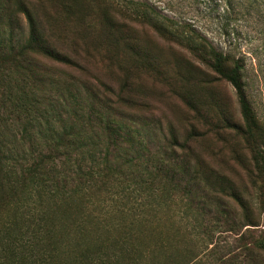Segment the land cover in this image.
Here are the masks:
<instances>
[{"label":"trees","instance_id":"trees-1","mask_svg":"<svg viewBox=\"0 0 264 264\" xmlns=\"http://www.w3.org/2000/svg\"><path fill=\"white\" fill-rule=\"evenodd\" d=\"M135 6L148 18V6ZM48 13L32 0H0V264H203L200 252L211 246L212 256L225 233L232 245L212 264H264L262 188L259 201L246 197L188 144L192 134L164 132L145 113L142 68L105 54L97 63L106 72L122 68L112 87L70 37L79 28ZM103 14L88 23L92 34L104 25L106 49L120 47L124 31ZM166 26L153 25L171 34ZM183 32L234 88L240 120L222 116L217 128L236 134L235 159L263 181L264 125L245 94L243 61Z\"/></svg>","mask_w":264,"mask_h":264},{"label":"rangeland","instance_id":"rangeland-1","mask_svg":"<svg viewBox=\"0 0 264 264\" xmlns=\"http://www.w3.org/2000/svg\"><path fill=\"white\" fill-rule=\"evenodd\" d=\"M32 1L41 4L60 26L66 25L62 18H67L71 28H79L76 32L69 28L70 37L78 39L80 52L89 51L93 57L89 68L112 87H120L122 68L118 70L113 66L106 72L104 65H98L97 60L100 61L105 54L131 57L132 62L143 70L137 81L145 88V113L153 116L164 132L173 129L181 141L192 134L188 144L205 163L233 181L246 197L259 201L260 189L264 192V180L254 179L244 167L245 158L235 159V152L240 156L243 153L236 134L226 128H217L222 116L240 120L236 92L210 69L207 55L192 51L185 39L191 40L194 35L183 30H193L217 50L243 61L245 94L256 118L264 125V0ZM135 4L148 6V18L132 14ZM63 6L68 8L67 14L61 12ZM98 13L102 22H105L103 13L111 16L117 34L121 26L120 31L124 33L120 37L123 43L120 47L106 49L102 42L107 39V29L101 26L102 23V30L92 34L88 23L94 21ZM55 15H60L59 19ZM155 23L166 24L171 34L156 30ZM125 35L126 42L122 40ZM100 43L101 47L97 49ZM6 232L3 229V238ZM215 239V253L219 254L227 251L233 242L228 233ZM210 248L200 252L203 264L213 262L215 253L211 256L208 253Z\"/></svg>","mask_w":264,"mask_h":264}]
</instances>
